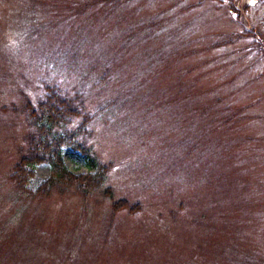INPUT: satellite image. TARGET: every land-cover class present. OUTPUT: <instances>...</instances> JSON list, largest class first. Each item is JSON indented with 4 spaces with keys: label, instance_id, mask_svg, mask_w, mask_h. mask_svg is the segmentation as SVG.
<instances>
[{
    "label": "rangeland",
    "instance_id": "obj_1",
    "mask_svg": "<svg viewBox=\"0 0 264 264\" xmlns=\"http://www.w3.org/2000/svg\"><path fill=\"white\" fill-rule=\"evenodd\" d=\"M0 264H264V0H0Z\"/></svg>",
    "mask_w": 264,
    "mask_h": 264
},
{
    "label": "trees",
    "instance_id": "obj_2",
    "mask_svg": "<svg viewBox=\"0 0 264 264\" xmlns=\"http://www.w3.org/2000/svg\"><path fill=\"white\" fill-rule=\"evenodd\" d=\"M52 97L51 93L48 92L45 96V99L42 100L40 103H42L43 105V108L46 112V109H45V103L48 102L50 103V101H48L50 98ZM63 100V99H62ZM60 100L59 98V108L60 110L58 112H51V113H44V118L43 120H39V118L42 116L43 113L40 114L39 118H37V116H32L30 114V122L32 123V125L34 126L36 132L40 133V136L43 138L44 136L46 137V134H48L50 131H49V124H54L55 126H58V125H62L63 123H58V122H52V116L53 115H57L58 116V119L63 121V117H66V116H69L71 117V115H75L76 112L74 111H71V102L69 101H66V100ZM64 103H65V106H66V109L64 108H61L62 105L64 106ZM65 110V111H63ZM28 114H29V111H27V109L25 110ZM73 113V114H72ZM69 114V115H68ZM50 118V119H48ZM54 119V118H53ZM47 122V126H43L42 123L43 122ZM49 125V126H48ZM53 125V126H54ZM41 126L43 128H41ZM81 125H78L77 127V130L80 128ZM46 127V128H44ZM43 129V130H42ZM42 132H44V135H42ZM54 139H52V144L49 146V150L46 151V155H44L43 160L45 159L46 161L49 162V167H50V175L49 177L43 182L41 183V186L43 187L44 185L47 186L49 189H58V190H62L63 188V185H62V181L63 180H71L73 179L74 182H78V177L73 175L72 172L65 166V164L63 163V160L61 158V154H60V151L59 149H57L54 145H53V141H55L57 138H61L63 137V135L59 134V135H53ZM33 143H30L29 145V148H28V153L30 155H32V152L34 151V153L36 152L37 153V149L32 145ZM87 148V147H86ZM84 149V148H82ZM83 154H84V158H85V166H86V173L88 174L87 176H91L93 177L94 175L96 174H99L100 171L98 170L99 168H97L98 166V163L96 162V159L94 156H92L90 153H89V150H85L83 151ZM40 156V155H39ZM34 158V156H33ZM32 159H27V157H21V161L23 162V166L25 167H28V171L31 173L34 166H35V162H33L34 160ZM20 168H23L22 164L21 163H18L17 164ZM16 165V166H17ZM102 170V169H100ZM90 171H95L94 174H89ZM28 172V173H29ZM22 175V176H21ZM86 175V174H85ZM23 174L21 172L20 169H17V167L15 168V171L12 173L11 177L13 178V180L16 182V185H17V188H19L22 192H25L27 195H34L35 192H32L31 190H28L27 188L23 187ZM87 177V178H89ZM39 187L40 189H38L36 191V193H40L41 191H43L44 189L42 187ZM80 191H82L80 189ZM40 195V194H39Z\"/></svg>",
    "mask_w": 264,
    "mask_h": 264
}]
</instances>
